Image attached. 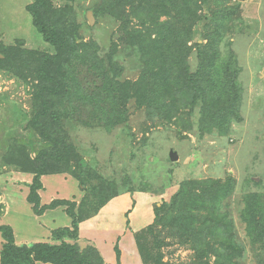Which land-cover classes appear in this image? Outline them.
Returning <instances> with one entry per match:
<instances>
[{"label":"rangeland","instance_id":"1","mask_svg":"<svg viewBox=\"0 0 264 264\" xmlns=\"http://www.w3.org/2000/svg\"><path fill=\"white\" fill-rule=\"evenodd\" d=\"M229 1L230 8L240 6V14L226 28L220 48L223 60L232 56L233 67L239 72L242 119L224 135L218 129L209 132L199 126L203 101L194 103L174 88L169 94L159 88L154 91V80L144 72L153 55L142 51L127 32L126 22L115 16L118 11L107 9L106 0H51L57 10L52 13L61 17L62 23H74L78 36L80 62L73 77L77 71L83 81L95 82L98 77L81 58L86 62L103 59L119 80L129 84L124 88L123 106L116 98L115 109H105L112 115H105L103 122L93 116L90 107H77L73 97L59 101L65 114L63 127L81 166L71 161L64 172L44 176L42 204L54 199L75 201L76 211L89 222L87 229L96 226L102 252L107 257L110 252L117 254L118 264H155L158 258L162 264H214L216 254L205 256L197 251V235H185L180 225L161 218L167 213L175 218L192 213L200 218L202 227V222L210 219L216 188L227 183L232 190L215 207L217 213L232 220L235 240L243 246L242 256L234 261L260 264L264 260L263 244L251 242L242 217L246 194H264V0ZM31 3L0 0V220L13 227L22 244L49 241L51 229L72 222L66 206L42 215L34 213L27 200L32 175L10 159L13 148L24 146L32 159L49 146L32 126V119L40 108L35 97L39 55L55 53V47L33 25L26 10ZM135 7L127 4L124 16ZM89 11H93V24L88 20ZM119 12L122 15L123 11ZM200 13L189 46L207 42L204 31L212 13L206 9ZM159 14L161 23L170 20L168 12ZM146 25L140 29L145 31ZM133 26H139L135 18L130 21L131 33ZM188 64L193 72L198 68L196 47ZM108 103L100 102V106ZM164 104L170 106L165 113L171 116L159 113L165 110ZM77 109H82L79 117ZM172 150L179 154L176 161L170 158ZM183 184H189L201 201L199 212L195 213L186 199L183 205L174 202ZM175 204L181 209L171 214ZM203 234L210 251L212 246L221 248V237ZM86 242L83 247L93 245ZM1 243L0 237V247Z\"/></svg>","mask_w":264,"mask_h":264},{"label":"trees","instance_id":"2","mask_svg":"<svg viewBox=\"0 0 264 264\" xmlns=\"http://www.w3.org/2000/svg\"><path fill=\"white\" fill-rule=\"evenodd\" d=\"M229 2V0H106L105 2L108 10L118 11L115 16L126 22L127 32L132 35L133 40H136L142 51L153 55V59L146 64L144 72L154 80V91L159 88V91L169 94L174 88L184 93L186 98L192 99L194 103L203 101L199 126L209 132H215L218 129L224 135L229 134L234 122L242 119L239 72L233 67L232 56L226 61L223 60L220 48L226 28L235 17L237 18V13L240 14V6L236 4L230 8ZM211 3L214 6H210ZM127 4L136 7L124 16ZM204 9L212 13L211 21L204 31V39L207 42H195L194 45L189 46L194 34L193 27L201 19L199 12ZM26 10L31 14L37 31L55 47V53L39 55L35 97L40 108L32 119V126L49 143V146L41 149L32 159L24 146L18 149L13 148L10 159L11 163L32 175L27 200L32 204L34 213L42 215L47 210L66 206V213L71 217L72 222L70 226L54 229L52 241L18 244L13 227L0 220V237L2 238L0 264H37L38 262L107 264L95 245L82 247L79 244L80 224L85 218L76 211V202L69 199H54L50 203L42 204L40 192L44 187L42 181L44 176L64 172L71 161H76L81 166V159L76 148L63 127L65 114L59 106V101L64 97H73L77 107L82 109L85 106L90 107L89 111L94 113L91 115L97 116L99 122H103L105 115H112L106 114L105 109L110 106L108 110H114L116 98L123 106L124 88L129 83L119 80L118 74L111 72L103 59L97 62H86L84 58H81L90 73L98 79L90 84L80 79L77 73L80 44L76 32L73 31L74 23L67 24L66 20L62 23L61 17L52 13L57 10L53 7L51 0H32V3L26 6ZM119 11H123L122 15ZM165 12H168L170 20L161 23L159 13ZM153 13L154 15L151 16ZM132 18L137 19L139 23V26H133V33L129 27ZM146 24L148 27L145 31L140 29L147 26ZM195 47L199 64L193 72L190 70L188 57ZM75 69L77 71L73 77L72 73ZM100 102L109 103L106 107H101ZM164 105L165 110L159 113L171 116L170 113H165L170 106ZM82 109L75 110L78 117ZM190 112L194 113L192 110ZM191 189L189 184H183L173 200L183 205V199H186L197 213L203 205L198 204L201 201L191 192ZM231 190L230 183L216 188L217 194L213 195L214 202L209 206L212 208L210 219L202 222V227H199L200 218L192 213L179 215L176 218L175 215L167 213L165 218L164 216L161 218L165 220V223L171 221L172 225H180L185 235L193 237L197 235L195 246L197 251L205 256L211 252L216 254L218 259L214 264H236L234 259L241 257L243 252V246L235 240L232 220L226 215L217 213L215 207L218 201L226 197ZM176 209H181V206L175 204L169 212ZM157 211H159L158 208ZM242 217L247 224V235L251 242L264 246V194L262 192L254 191L246 194ZM204 232L221 237L223 239L220 243L221 248L212 246L210 251ZM155 264H162V262L158 258ZM260 264H264V260H261Z\"/></svg>","mask_w":264,"mask_h":264},{"label":"crops","instance_id":"3","mask_svg":"<svg viewBox=\"0 0 264 264\" xmlns=\"http://www.w3.org/2000/svg\"><path fill=\"white\" fill-rule=\"evenodd\" d=\"M42 180H43V178H42ZM43 185H44V183H43ZM43 189H44V187H43ZM48 211H54V209L48 210ZM88 224H89V222L87 223L85 221L81 222V224H80V237L78 240L79 244L82 245V247H83V244L87 243L86 241H89V243H92L93 245H95L99 249V251L103 255L104 260L107 264H118L119 259L117 257V254H112V252H110V254L107 257V255L102 252V249L100 248V243L96 240V237H98V236H96L98 232H95V230H94L96 226H94V224H93V228L87 229ZM53 230L54 229L50 230L51 233L49 236L51 237V239H49V241H52V231ZM16 242L18 244H22L21 242H18L17 240H16ZM25 244H28V243H25ZM37 264H51V263L38 262ZM122 264H123V262H122Z\"/></svg>","mask_w":264,"mask_h":264},{"label":"water","instance_id":"4","mask_svg":"<svg viewBox=\"0 0 264 264\" xmlns=\"http://www.w3.org/2000/svg\"><path fill=\"white\" fill-rule=\"evenodd\" d=\"M94 19L95 18L93 16V11H89L88 12V20H89V23L90 24H93ZM170 158H171L172 161H176L179 158V154L177 152H175V151L172 150L171 153H170Z\"/></svg>","mask_w":264,"mask_h":264}]
</instances>
